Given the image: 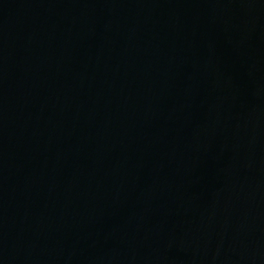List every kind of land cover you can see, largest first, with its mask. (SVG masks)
I'll list each match as a JSON object with an SVG mask.
<instances>
[{
  "label": "water",
  "instance_id": "95a60500",
  "mask_svg": "<svg viewBox=\"0 0 264 264\" xmlns=\"http://www.w3.org/2000/svg\"><path fill=\"white\" fill-rule=\"evenodd\" d=\"M0 264H264V0H0Z\"/></svg>",
  "mask_w": 264,
  "mask_h": 264
}]
</instances>
